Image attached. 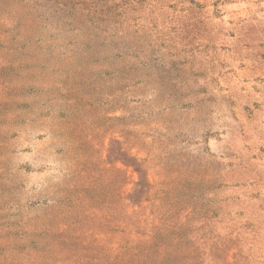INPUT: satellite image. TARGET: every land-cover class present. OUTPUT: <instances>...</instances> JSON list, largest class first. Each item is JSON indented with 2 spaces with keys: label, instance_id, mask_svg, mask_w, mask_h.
<instances>
[{
  "label": "rangeland",
  "instance_id": "1",
  "mask_svg": "<svg viewBox=\"0 0 264 264\" xmlns=\"http://www.w3.org/2000/svg\"><path fill=\"white\" fill-rule=\"evenodd\" d=\"M0 264H264V0H0Z\"/></svg>",
  "mask_w": 264,
  "mask_h": 264
}]
</instances>
